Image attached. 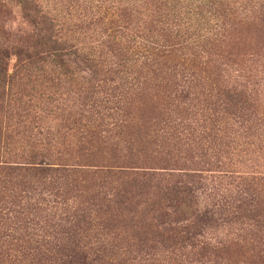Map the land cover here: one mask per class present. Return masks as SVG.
Returning a JSON list of instances; mask_svg holds the SVG:
<instances>
[{"label":"rangeland","instance_id":"rangeland-1","mask_svg":"<svg viewBox=\"0 0 264 264\" xmlns=\"http://www.w3.org/2000/svg\"><path fill=\"white\" fill-rule=\"evenodd\" d=\"M223 2L224 16L206 0H0L4 65L22 93L0 120V264H264L250 257H264V0ZM154 83L170 87L139 121L137 93ZM141 122L150 155L175 163L81 157L97 146L90 133L108 145ZM38 164L56 170H2ZM168 189L189 201L199 239L243 257L196 262L174 245L187 217L168 195L160 213L144 204Z\"/></svg>","mask_w":264,"mask_h":264},{"label":"trees","instance_id":"trees-1","mask_svg":"<svg viewBox=\"0 0 264 264\" xmlns=\"http://www.w3.org/2000/svg\"><path fill=\"white\" fill-rule=\"evenodd\" d=\"M224 0H206L205 5L214 6L215 9L219 13V16H224L225 8L227 7ZM174 50L171 46L165 49H157L156 57L161 58V60L166 59V57H170L172 54L170 51ZM175 51V50H174ZM173 51V52H174ZM5 49L0 46V120L2 118V114L4 113V109L8 108L10 103L14 104L17 100H19V96L22 94L21 90L18 91V84L16 81V75H9L4 65L5 58ZM230 55V54H229ZM163 58V59H162ZM123 63H125V59H123ZM123 63L121 66L123 67ZM125 65V64H124ZM157 75H152L153 81L157 80ZM152 86L155 88L152 90V93H145L144 91L138 92V108L134 107V113H139L137 115L138 120H142L144 117H148L155 110L154 103L160 100V95L164 96L167 92V89L170 85H155ZM152 87L148 90L151 91ZM177 89L173 88L171 90V94L173 99H178V95L176 94ZM238 94L233 93L232 96H228V104L235 105L237 100L235 97ZM128 112L125 114L130 115L131 108H127ZM22 111V110H21ZM25 112V111H22ZM147 119V118H144ZM142 123V122H141ZM133 124V125H123L118 128V131L115 135H113L112 139H115V142L109 143L105 145L106 142L100 140L96 136H93L94 133H90L88 139L85 142L92 147V144H97L95 150L93 152H88L81 157L86 160L88 163H104L113 165L114 163H121L123 165H140L146 166L150 168V166L156 167L159 165L162 167L161 169H166L168 165L175 162H170L165 158L159 157L158 159L150 154L153 153L150 149V141L146 137L145 127L143 123L141 124ZM141 124V125H140ZM154 142L151 143V146ZM156 156H160L156 154ZM40 165L35 166H10V167H2V170H6L7 173H15L16 175H20L22 172H25L28 177L38 175H50L49 173L55 172L48 165H43L44 167H39ZM105 167V166H103ZM152 167V168H154ZM61 171H65L63 169H58ZM66 172V171H65ZM83 175L81 181L91 183L95 177L101 176L102 172L95 171H81L79 172ZM111 172L106 173L107 177L110 176ZM117 174V173H111ZM129 173H120V176H125ZM151 176V174H145ZM170 176V175H168ZM173 176V175H171ZM186 177H191L187 176ZM87 183V184H88ZM83 187V186H82ZM86 188V187H83ZM164 195L170 196V199L174 203V212L180 213L187 217V221H189L188 226L183 229V231L179 234L174 245H178L179 248L187 247L191 253V255L196 256L194 261L200 262L207 259L204 262H207L211 259H233L232 261L238 259L243 255V247H240L237 244H224L220 246L210 245L209 243L199 239L201 237L199 233V220L198 216H194L189 212L190 204L189 201L185 198L184 194L179 191H173L172 189H168L165 192L155 193L153 195L154 199L151 201L144 202L146 207L148 208L147 212L160 213L163 209L161 206V201L164 199ZM121 204L119 201L116 205ZM243 257V256H242ZM250 257H255L258 260L260 259V263H264V257H259L255 254H250ZM10 261L9 255L4 251L0 250V260ZM176 264H181L183 261H175ZM236 263V262H234Z\"/></svg>","mask_w":264,"mask_h":264}]
</instances>
